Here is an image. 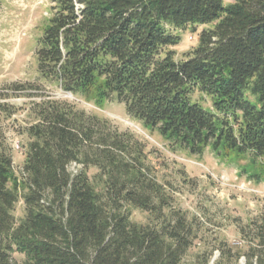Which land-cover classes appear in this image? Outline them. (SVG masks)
<instances>
[{
    "label": "trees",
    "instance_id": "1",
    "mask_svg": "<svg viewBox=\"0 0 264 264\" xmlns=\"http://www.w3.org/2000/svg\"><path fill=\"white\" fill-rule=\"evenodd\" d=\"M50 2L34 49L40 83L7 85L29 99L30 122L20 131L17 171L0 143V264H209L215 254L213 264H264V221L240 227V245L210 239L174 205L144 144L40 93L48 84L97 108L115 100L192 157L209 149L217 158L264 160V0ZM210 24L177 59L171 48L182 38L174 31ZM72 163L81 167L73 172Z\"/></svg>",
    "mask_w": 264,
    "mask_h": 264
},
{
    "label": "rangeland",
    "instance_id": "2",
    "mask_svg": "<svg viewBox=\"0 0 264 264\" xmlns=\"http://www.w3.org/2000/svg\"><path fill=\"white\" fill-rule=\"evenodd\" d=\"M222 1L227 4L234 0ZM50 5V0H0V105L7 113L0 110V143L10 152L15 171L23 163L26 139L20 131L30 122L26 116L29 99L12 92L7 85L40 83L34 49L41 34V24L49 16ZM211 26L196 27V34L191 33L189 27L174 31L182 38L179 45L171 48L176 58L182 59L195 46L197 33ZM41 85L40 93L74 102L77 108L108 119L113 127L128 131L144 144L146 162L157 180L168 183L174 205L188 218L195 217L205 236L224 239L229 245H240L243 241L239 228L251 220L264 221V160L256 159L252 163L250 155L235 154L217 158L209 149L200 157L189 156L169 147L155 133L145 131L115 100L97 108L83 98H74L48 84ZM70 170L75 172L76 167H70ZM94 173V169H89L90 176ZM14 215L16 219L22 215L20 202ZM131 219L146 223L147 215L131 211ZM12 257L17 262L24 258L16 253ZM216 258L217 254L209 264ZM238 264H244V260L241 258Z\"/></svg>",
    "mask_w": 264,
    "mask_h": 264
},
{
    "label": "built area",
    "instance_id": "3",
    "mask_svg": "<svg viewBox=\"0 0 264 264\" xmlns=\"http://www.w3.org/2000/svg\"><path fill=\"white\" fill-rule=\"evenodd\" d=\"M15 147V149H17L18 150V146L16 145V146H14ZM71 167H76V169H78V168H80L81 166H79V165H77V164H75V163H72L71 164ZM76 171V170H75Z\"/></svg>",
    "mask_w": 264,
    "mask_h": 264
},
{
    "label": "crops",
    "instance_id": "4",
    "mask_svg": "<svg viewBox=\"0 0 264 264\" xmlns=\"http://www.w3.org/2000/svg\"><path fill=\"white\" fill-rule=\"evenodd\" d=\"M24 159V158H23ZM23 159H22V162H23Z\"/></svg>",
    "mask_w": 264,
    "mask_h": 264
}]
</instances>
